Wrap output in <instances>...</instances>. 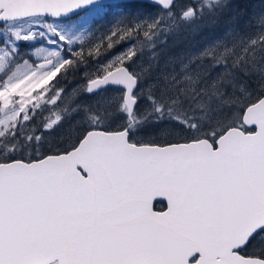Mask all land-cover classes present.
<instances>
[{
	"label": "snow or ice",
	"instance_id": "6c2138e0",
	"mask_svg": "<svg viewBox=\"0 0 264 264\" xmlns=\"http://www.w3.org/2000/svg\"><path fill=\"white\" fill-rule=\"evenodd\" d=\"M91 2L0 0V33L12 38L0 44V62L13 64L12 41L36 38L25 31L30 21ZM258 24V38L239 51L218 41L200 54L221 69L211 81L188 74L173 89L137 90L129 47L87 88H123L114 106L82 108L79 135L52 154L41 151L45 135L21 130L87 57L65 59L62 45L36 49L43 63L0 79V264H264V19ZM158 201L166 206L156 210Z\"/></svg>",
	"mask_w": 264,
	"mask_h": 264
},
{
	"label": "rangeland",
	"instance_id": "374dc122",
	"mask_svg": "<svg viewBox=\"0 0 264 264\" xmlns=\"http://www.w3.org/2000/svg\"><path fill=\"white\" fill-rule=\"evenodd\" d=\"M219 1L226 0H210L208 3L207 0H201V4L203 5L200 10L202 12L208 11V7ZM192 3L193 0H180V3H177L175 7L173 6L171 9L172 11H169L166 14L142 11L137 13L141 16L131 15L130 28L133 39H130L131 42L120 49L116 48V45H118V36L116 37V40H110L109 38L108 41H106L107 36L114 34H106V30L109 27L107 26L106 20L100 21L99 23H93L91 21L95 15H82L77 19L67 21L45 17L42 19L35 18L33 21H30L29 27H27L25 31H36V38L30 41L20 40L18 43L15 41L12 42L17 49L20 43L28 42L29 45H31L29 46V53L35 62L44 60L43 56L33 55L36 49H52L57 48L58 45H62V56L63 58L68 59L73 52H78L80 48L89 49L90 45L92 46L94 39L97 41L100 38L105 40L107 47L109 43H112L111 49L114 50V52H108L104 49L103 54H95L92 63H88V67H93L89 70L91 75L84 79L77 80L72 87L71 93L70 90L68 92L56 91L49 93L52 96L53 102L47 103L46 107L40 111V121H43V123H41V128L45 129L43 127L45 120H52L55 118L54 122H46L51 125V128L45 130L52 129L57 123L55 121L56 113L52 106H62L63 109H66L71 104L70 100L67 102V98L70 99L71 95L76 98V103H78L79 106L83 105V102L89 103L92 107L96 108H111L114 106L115 98L119 93L123 92L121 88L100 90L95 92L94 95L90 93L88 94L87 85L94 77L97 78L99 74L103 75L104 66L115 61L117 56H123L129 47H132L136 52V55L132 57L131 63L128 65L134 72H136L135 69L149 66L150 68L148 70L150 73L143 71L141 72L142 76H152V78L161 76L164 79V88L173 89L176 86V82L183 80V77L188 74L196 76L197 73H199L202 82L204 80L211 81L215 77L221 69L219 67L209 68L210 60L202 66L200 54L205 49L213 46L216 42L223 41L229 47L236 44L237 51H239V49L249 40L258 38V31L261 27L258 24V21L264 19V9L259 5L250 4L245 10V15L223 16L222 18L213 19L211 22H208L207 20H203L206 15L205 17H199L198 19H196L198 16L196 14H193L190 18L183 17L182 14L185 9H194V6H189V4ZM182 5L186 6L182 7ZM105 16H107L108 19H112L111 15ZM214 16L215 15H209L207 17L211 18ZM191 20L194 21L196 26H190L189 24L185 25ZM137 24L140 25L138 30L135 27ZM184 25L185 28L183 27ZM51 28H55L56 32L64 35L66 41H70V43L59 41V37L51 31ZM178 30H182V32L180 33ZM165 34L169 36L172 34L175 37V39H171L172 46L170 49H176L177 54L172 58L168 57L166 60L157 62L162 54L159 52L155 53V51L159 47V42L166 40L165 38L160 37ZM6 40L11 41V36L7 33H0V44H4ZM51 41H56V43H51ZM193 57H196L197 59L193 61ZM124 59L127 60V57ZM24 62L25 61L14 64L10 67L6 62H0V79L6 80L8 77L13 76V73L15 74V77H19L25 72H28L33 66V63L28 62V64H25ZM184 65H188V67L183 68ZM206 73L207 75H205ZM145 83V91H148L147 88L150 81L146 80ZM140 87H137V90H139ZM116 102L118 103L119 101L117 100ZM141 103H147V101L142 97ZM41 104H45V101L42 100ZM62 118L63 117L60 116L58 119L62 120ZM5 119V110L0 108V121H5ZM119 119H121V117ZM0 130L7 131L6 128ZM65 134H68V131L63 132L60 137H63Z\"/></svg>",
	"mask_w": 264,
	"mask_h": 264
},
{
	"label": "trees",
	"instance_id": "16d2710c",
	"mask_svg": "<svg viewBox=\"0 0 264 264\" xmlns=\"http://www.w3.org/2000/svg\"><path fill=\"white\" fill-rule=\"evenodd\" d=\"M180 3V0L179 2ZM201 0H193L192 4H189L190 7L194 6V14L198 15L196 19L199 17H206L203 19L204 21L207 20L208 22H211L213 19L222 18L223 16H229V15H245V10L250 4L259 5L262 9H264V0H226V1H219L216 4H213L212 6L208 7L209 10L202 12L200 8L203 4H201ZM139 3L136 4L137 7L135 9L133 8V12H140V7L138 6ZM186 5H182V7H185ZM203 15V16H201ZM209 15H215L214 17L208 18ZM131 16V15H130ZM141 16V15H137ZM104 20L107 21V26L110 24V19L107 18V16H104ZM190 26H196L193 20L188 22L185 25ZM185 25L183 26L185 28ZM218 25V24H217ZM106 26V27H107ZM216 26V25H215ZM180 33L182 30H178ZM184 33V32H183ZM140 36V35H137ZM161 38H165V41L159 42V47L155 51V53L159 52L161 53V57L157 62H160L161 60H166L168 57L172 58L175 56L176 49H170L171 48V39L175 37L171 34L170 36L165 34L161 35ZM115 40L114 36H107L106 41L108 39ZM90 44V42H89ZM29 43L23 42L20 43L17 49V56L14 58L13 64H18L23 61L32 62L33 59L29 53ZM104 49H106L108 52H114L111 48L107 47V44L103 40V38L98 39L97 41H93L92 46L90 45L89 49L80 48L77 53H80L83 57H87V59H84L83 62L80 64L79 68L75 71L69 72L67 76L63 78H58L59 81V88L56 89V91H60V89H63L64 91L68 92L70 90V93L72 91V87L75 85V82L79 79H84L85 77H89L91 73H89V70L93 67H88V63L94 60L95 54H103ZM181 51V50H179ZM180 53V52H178ZM210 60V57H205L202 60V66L207 63V61ZM10 65V66H12ZM96 65V62H95ZM129 68H131L129 66ZM150 67H143L141 69H135L136 72L132 70L133 73H135L136 78L138 79V87L146 85L145 81L149 80L150 83L148 84V90L151 86L153 89L156 85L160 87H165L164 79L161 76H156L152 78V76L144 77L141 75V72L147 71L149 72ZM132 69V68H131ZM221 71V70H219ZM93 73V72H92ZM150 73V72H149ZM105 74V73H104ZM216 76V75H215ZM255 87V85H253ZM70 100L71 104L66 108L63 109L62 106H52L55 110L56 115V124L52 127L50 130H45L41 128V123L43 121L41 120V117L38 116L36 121L32 124H30L28 127L21 130L22 134L24 135H32L34 132L36 134H42L46 136V144L41 151H48L49 154L54 153L58 150H60V147H67L68 144L73 141L77 135H79V126L83 123V120L86 119V116H84V111L82 108L92 106L89 103L83 102V105L79 106L78 103H76V98L73 97V95L70 96V99L67 98V102ZM92 115L94 113H88V115ZM197 115H203V112L201 110H197ZM62 116V120H59ZM122 119V116H120ZM120 117H117L116 119H119ZM55 119V118H54ZM54 119L52 120H45L44 122H54ZM37 128L40 129L39 132H37ZM65 131H68V134H65L63 137H60L61 134Z\"/></svg>",
	"mask_w": 264,
	"mask_h": 264
},
{
	"label": "flooded vegetation",
	"instance_id": "af4514ba",
	"mask_svg": "<svg viewBox=\"0 0 264 264\" xmlns=\"http://www.w3.org/2000/svg\"><path fill=\"white\" fill-rule=\"evenodd\" d=\"M137 3H139L138 6L140 7V12L144 11V12H155L157 14H166L167 12L172 11L171 10L172 7L169 10L165 11L157 4L149 2L148 0H136V1L135 0H111V2H108V3H103L99 5L94 4L93 6L85 8L83 10H74L73 12H70L65 15H95L92 18L93 23L100 22L99 15H111L112 19H110V24H109L108 29L106 30V34L114 33V34H111L110 36H114L115 40L117 36L119 37V39L117 40L118 45H116V48L120 49L124 45H127L131 42V40L128 39L127 36L124 37V34L128 30H131L130 28L131 27L130 26L131 16L130 15H140V14H137L140 12H133V8L137 7L136 6ZM175 5L176 3H174V7ZM44 17L58 19L54 17H47V16H44ZM58 20L62 21L64 19H58ZM64 21H67V20H64ZM98 36L101 37L100 35ZM94 42H95V39H94ZM165 206L166 204L164 203H158L156 204V210H160L164 208Z\"/></svg>",
	"mask_w": 264,
	"mask_h": 264
},
{
	"label": "water",
	"instance_id": "95a60500",
	"mask_svg": "<svg viewBox=\"0 0 264 264\" xmlns=\"http://www.w3.org/2000/svg\"><path fill=\"white\" fill-rule=\"evenodd\" d=\"M110 1H111V0H92L91 3H89V4L85 5V6L80 7L79 10H83V9L87 8L88 6H91V5H93V4H100V3L110 2ZM152 1H154V3H156V4H158V3H157L158 0H152ZM69 16H72V15H62V16H60V17H55V18H67V17H69ZM49 17H51V16H49ZM43 62H44V61H43ZM43 62H39V63H43ZM39 63H37V64H39ZM134 78H135V77H134ZM90 83H91V81L88 83V86L90 85ZM104 87H106V86H101L100 88L94 89L93 91L88 92V93L93 94V93H95V92H97V91H100V90L103 89ZM230 131L235 132V130H230ZM158 199H162V198H158ZM165 203H166V201H165Z\"/></svg>",
	"mask_w": 264,
	"mask_h": 264
},
{
	"label": "bare ground",
	"instance_id": "6f19581e",
	"mask_svg": "<svg viewBox=\"0 0 264 264\" xmlns=\"http://www.w3.org/2000/svg\"><path fill=\"white\" fill-rule=\"evenodd\" d=\"M135 1H136V0H135ZM149 2H150V1H149ZM153 6H154V5H153ZM156 6H157V5H156ZM156 6H155V7H156ZM134 9H135V8H134ZM135 10H136V9H135ZM67 20H68V19H67Z\"/></svg>",
	"mask_w": 264,
	"mask_h": 264
}]
</instances>
